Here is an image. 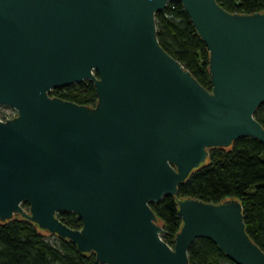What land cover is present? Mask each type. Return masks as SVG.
<instances>
[{"label": "water", "instance_id": "1", "mask_svg": "<svg viewBox=\"0 0 264 264\" xmlns=\"http://www.w3.org/2000/svg\"><path fill=\"white\" fill-rule=\"evenodd\" d=\"M169 1L207 46L210 89L158 42L155 14ZM84 80L94 105L49 95ZM263 102L264 11L229 13L217 0H0V104L17 111L0 120V221L19 215L103 264H190L196 238L234 264H264L238 199H177L173 246L149 206L175 196L210 149L240 137L264 146L254 117Z\"/></svg>", "mask_w": 264, "mask_h": 264}, {"label": "trees", "instance_id": "2", "mask_svg": "<svg viewBox=\"0 0 264 264\" xmlns=\"http://www.w3.org/2000/svg\"><path fill=\"white\" fill-rule=\"evenodd\" d=\"M229 13L251 14L264 11V0H217ZM157 39L161 47L176 58L205 88L210 89L208 73L209 52L195 30L188 13L179 1H169L155 14ZM50 96L94 105L96 94L93 82L84 80L55 87ZM264 127V102L254 114ZM191 197L219 203L227 198L240 201L247 234L264 251V146L256 138L240 137L229 148H213L205 163L193 169L188 178L178 185L175 196L164 195L160 201L149 202L150 208L163 225L162 239L174 245L182 220L177 214V199ZM27 208L28 204L23 203ZM57 217L71 228L82 226L81 218L67 211ZM47 232L17 215L12 220L0 221V264H103L94 253L80 252L68 239L56 236L55 243L45 239ZM190 264H234L208 238H196L188 248Z\"/></svg>", "mask_w": 264, "mask_h": 264}, {"label": "rangeland", "instance_id": "3", "mask_svg": "<svg viewBox=\"0 0 264 264\" xmlns=\"http://www.w3.org/2000/svg\"><path fill=\"white\" fill-rule=\"evenodd\" d=\"M13 110L11 107L9 106H5V105H0V116H7L12 114ZM45 239L47 241H49L50 243H55L56 240V236L50 234V233H46L45 234ZM221 264H231L227 261H223Z\"/></svg>", "mask_w": 264, "mask_h": 264}, {"label": "built area", "instance_id": "4", "mask_svg": "<svg viewBox=\"0 0 264 264\" xmlns=\"http://www.w3.org/2000/svg\"><path fill=\"white\" fill-rule=\"evenodd\" d=\"M12 110H13L12 114L7 115V116H0V120H5V119H7V117H13V116H15L16 113H17V111L14 108H12Z\"/></svg>", "mask_w": 264, "mask_h": 264}, {"label": "bare ground", "instance_id": "5", "mask_svg": "<svg viewBox=\"0 0 264 264\" xmlns=\"http://www.w3.org/2000/svg\"><path fill=\"white\" fill-rule=\"evenodd\" d=\"M0 105H3V104H0ZM5 106H8V105H5ZM10 107V106H9ZM11 108H13V107H11ZM16 110V109H15ZM16 115H17V113H16Z\"/></svg>", "mask_w": 264, "mask_h": 264}]
</instances>
